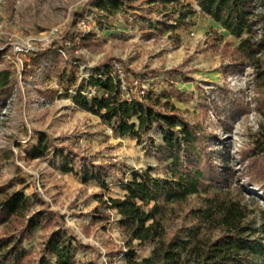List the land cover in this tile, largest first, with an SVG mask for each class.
<instances>
[{"label":"rangeland","instance_id":"rangeland-1","mask_svg":"<svg viewBox=\"0 0 264 264\" xmlns=\"http://www.w3.org/2000/svg\"><path fill=\"white\" fill-rule=\"evenodd\" d=\"M100 1L86 5L88 0H0V70L7 69L10 74L8 95L3 103L0 101V191L38 193L49 209L63 218L64 226L90 245L76 253V260L129 264L118 216L114 210L98 206L96 197L124 195L118 185L121 170L127 174L150 167L152 175L162 176L166 162L157 161L133 137H114L98 116L77 107L72 100L77 93L85 92L84 78L92 74L98 62L118 58L134 71H147L134 79L133 87L156 94L165 92L188 125L215 135L211 145H207V138L205 143L229 173L223 185L210 186L205 195L227 191L247 205L250 213L245 221L255 228V236L264 245V173L257 177L253 164L242 155L250 148L260 117L255 107L254 71L242 65L240 56L232 51L240 37L200 13L188 27H169L173 18L148 25L155 10L149 0H135L131 3L133 11L116 7L107 19L109 25L99 27L92 14L101 13L97 7ZM83 7L85 17L80 18L75 13ZM254 13L260 22L254 27L257 40L264 31V1H256ZM246 35L245 31L240 34L241 38ZM64 36L66 51L62 53L59 47ZM48 49L58 51L48 54L49 60L55 58L57 67L47 62L31 71V53ZM69 55H82L85 63L72 61ZM234 62L235 69L225 68ZM176 66L183 73L169 72ZM60 69L75 74L76 83L68 85V80L61 79ZM44 134H49L54 144H72L82 154H94L95 162L112 164L113 172L105 171L104 186L92 179L83 182L75 172L81 165L77 156L67 157L66 150L55 155H33ZM66 165L73 166L72 171H62ZM205 195L192 194L181 203L169 204L166 232L190 225L189 214L201 205ZM100 211L107 214V219L97 217ZM57 227V223L54 227H37L26 246L35 253L38 242ZM152 246L148 242L137 247L133 264H142Z\"/></svg>","mask_w":264,"mask_h":264},{"label":"trees","instance_id":"trees-1","mask_svg":"<svg viewBox=\"0 0 264 264\" xmlns=\"http://www.w3.org/2000/svg\"><path fill=\"white\" fill-rule=\"evenodd\" d=\"M93 0H88L89 5ZM135 0H101L97 7L99 15L92 14L99 27L107 24V19L116 7L122 11H133ZM257 0H149L155 5L152 26L162 24L164 19L173 18L171 28L188 27L197 13L207 16L230 34L240 37L232 51L240 56L242 65H249L254 71L256 92L255 107L260 117L250 148L242 151L244 159L250 160L256 176L264 173V31L255 40L254 7ZM264 0H262L263 2ZM92 11V10H91ZM133 13L134 12H130ZM85 17V7L75 13ZM76 23V22H75ZM166 23V22H164ZM264 27V22H263ZM215 31V30H213ZM247 32L245 37L241 32ZM66 35V34H63ZM60 51H66L65 36L62 37ZM58 52V51H53ZM50 49L46 52H32L29 65L37 70L47 62L57 67L55 58L49 60ZM58 55V53L54 54ZM53 55V56H54ZM72 61L81 60L82 55H69ZM119 65L126 89L120 86ZM234 62L226 66L235 69ZM183 73L180 66L169 72ZM226 71V70H225ZM235 71V70H232ZM61 79L74 85L78 78L64 69L58 70ZM146 70L134 71L118 58L104 59L94 66L91 75L86 76L83 90L72 97L74 104L82 110L98 116L109 126L114 137L124 135L135 138L159 162H166L162 176L151 174L152 168L121 170L118 185L124 195L119 197H96L98 206L115 211L118 228L125 236L127 263L133 260L134 250L148 242L153 244L149 256L142 264H259L264 261V245L255 236V228L245 219L250 213L247 205L231 197L229 192L205 195L210 186L225 183L228 167L217 162L208 146L215 135L198 131L185 122L181 110L169 101L165 92L153 93L133 87L137 76L143 77ZM140 85L139 83H137ZM10 74L0 70L1 103L8 95ZM93 90V94L88 95ZM231 96L229 90H224ZM128 93V96L126 95ZM235 101V100H234ZM236 104H239L235 102ZM155 135L158 139H155ZM208 140V146L205 139ZM49 134L42 135L33 151L35 156L55 155L66 150V156H77L80 166L75 169L83 182L95 180L104 186L105 171L113 172L112 164L95 162L94 154L81 153L72 144H54ZM199 149L200 151L198 152ZM84 161V164H82ZM112 163V162H111ZM251 164V165H252ZM72 167L62 166L64 172ZM112 168V169H111ZM225 187V186H221ZM203 193L201 205L191 210V224L181 226L171 233L166 232L167 206L185 201L188 195ZM37 206V207H35ZM96 212V211H95ZM98 218L107 219L100 211ZM63 218L49 209L38 193L26 195L20 191H0V264H97L94 260L78 261L79 250L90 247L84 244L72 230L64 226ZM57 223L37 244L36 252L26 246V241L37 228ZM214 232H217L214 235ZM135 242V243H133Z\"/></svg>","mask_w":264,"mask_h":264},{"label":"built area","instance_id":"built-area-1","mask_svg":"<svg viewBox=\"0 0 264 264\" xmlns=\"http://www.w3.org/2000/svg\"><path fill=\"white\" fill-rule=\"evenodd\" d=\"M116 67L118 68V79L120 80V86H121L122 89L125 90L126 87H125L124 82H123L124 80H122V75H121L120 68L117 65H116ZM143 92H144V89L142 88V90L139 91L140 95L143 94ZM91 94H93V91H92V93H89V95H91ZM126 95L128 96V93H126ZM108 132L111 133V130H110L109 126H108Z\"/></svg>","mask_w":264,"mask_h":264}]
</instances>
